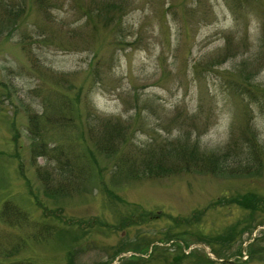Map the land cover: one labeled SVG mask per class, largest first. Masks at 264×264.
I'll return each instance as SVG.
<instances>
[{
	"label": "rangeland",
	"instance_id": "obj_1",
	"mask_svg": "<svg viewBox=\"0 0 264 264\" xmlns=\"http://www.w3.org/2000/svg\"><path fill=\"white\" fill-rule=\"evenodd\" d=\"M55 101L68 116L38 142L77 140L79 179L31 157L30 120L54 121ZM111 124L101 150L88 131ZM160 148L217 162L119 169ZM13 263L264 264V0H0V264Z\"/></svg>",
	"mask_w": 264,
	"mask_h": 264
},
{
	"label": "trees",
	"instance_id": "obj_2",
	"mask_svg": "<svg viewBox=\"0 0 264 264\" xmlns=\"http://www.w3.org/2000/svg\"><path fill=\"white\" fill-rule=\"evenodd\" d=\"M50 103V101H49ZM51 105L56 106L51 112L56 113L54 121H52L51 116H46V119H43V116L38 118L37 120H30V123H32V129H30V136L34 142L32 145L31 149V157L34 158L35 160L37 158H46L50 157L52 159H55L57 157H61L63 160L64 165H69L72 164V167L75 168V176L76 179L82 178L83 175L87 176L88 171L86 169H82V167H86V164L89 163L90 161V152L84 151L78 147L77 140H71V139H66V140H56L53 143V147H48V145L40 144L39 142H42L44 140H41L38 142V139L40 138L41 131L42 129L46 128V126H51L50 128L52 129L56 125L57 128H63L62 124L60 123L67 117L68 115H60L63 113L62 106L60 103H57L55 101ZM100 130L102 131L99 135L98 132ZM100 130H93L89 129L88 134L91 139H93L94 144L97 145V147L101 150H108L109 148H114V136L117 134L116 131L112 129V124L107 126L105 129H100ZM65 131H67V127H65ZM68 132V131H67ZM55 136L59 135V133L55 132ZM43 139V138H42ZM243 149L247 147L248 153L247 156L250 158V161L257 160L255 158L254 154H257L256 149L259 148L255 144V142L248 141L247 139H244L243 143ZM169 145H173L169 143ZM141 151V150H140ZM173 148H160V149H148L144 153V157L142 158L141 163H136L134 159H124L121 162H119V169H126L129 173L134 174L137 176V174H143L146 176H156V177H162V176H168V174H172L175 171V166L177 164V160L181 158H187L186 160H191L193 162L197 161H203L202 163L209 164L211 167H214L217 161H211L210 156L204 153H198L196 148H192L189 151H178L174 150ZM178 158V159H177ZM77 159H80V162L77 163ZM210 160V161H209ZM84 161V164H83ZM87 162V163H86ZM176 162V163H175ZM77 163V164H74ZM79 164V165H78ZM141 165L140 171L136 169ZM135 169H134V168ZM47 172V171H46ZM49 173V172H47ZM51 173H49L50 176ZM43 183H46L48 180L47 179H42ZM7 211H10L9 208L8 210L3 211V217L6 222H9L11 217L13 218L12 215L13 213L8 212V214H5ZM7 219V220H6ZM136 257L131 256V260H134ZM17 264V263H13Z\"/></svg>",
	"mask_w": 264,
	"mask_h": 264
}]
</instances>
